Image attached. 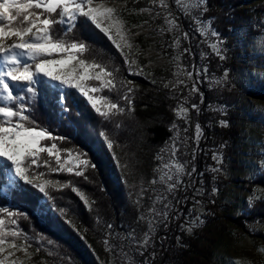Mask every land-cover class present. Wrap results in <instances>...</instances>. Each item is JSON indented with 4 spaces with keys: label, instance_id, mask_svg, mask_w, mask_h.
<instances>
[{
    "label": "snow or ice",
    "instance_id": "obj_1",
    "mask_svg": "<svg viewBox=\"0 0 264 264\" xmlns=\"http://www.w3.org/2000/svg\"><path fill=\"white\" fill-rule=\"evenodd\" d=\"M150 4L152 7H142L136 14L148 13L151 20L162 18L167 28L153 30L149 20L130 25L124 19V13L129 11L127 0H123L119 6L115 0H0V165L3 171L15 177H10L9 183L17 188L16 194L23 195L35 190L47 201H54L51 190L70 188L89 212L94 211L92 205L97 203L94 199L90 201L81 188L73 186L71 180L63 182L61 179L49 178L51 174L68 173L82 178L88 184H95V177L86 173L89 170L94 173L97 164L83 150H69L67 156L63 157L62 149L57 146L56 141H64L66 137L54 136L47 128L36 124L32 117V108L38 96L36 85H46L49 82L54 89L59 90L54 98L62 113L70 110L65 102L68 96L80 100L82 105L90 106L86 110L94 111L104 121H111L115 116L131 117L134 113L137 91L134 80L118 78L121 71L119 66L109 67L108 64L87 59L84 54L90 52L91 47L84 39L77 37L78 32L87 31L98 39L106 38L110 47L121 58V64L126 66L127 75L142 76L152 85H157L158 79L145 69L152 67L154 62L151 59L146 65L137 62V58L142 55L136 44L141 31L134 29L146 30L145 26L148 25L147 30L155 31V35L161 38L166 33H171L170 41L161 39L160 46L162 51L165 47L177 50L169 60L176 68L172 74L175 79L163 82L164 78L161 77L159 80L162 88L168 90L166 95L178 101L172 111L183 122V132L188 133L192 126L190 108L196 116L202 111L200 105L204 103V93L197 85L201 83L202 77L208 75L209 68H197L193 64L192 70L188 71L181 66L183 54L192 55L190 34L183 30L167 0H150ZM174 4L182 9L184 16L190 17L194 22L195 31L203 38L201 43L207 44L219 61H225L224 40L211 27V20L201 18L208 11L206 0H174ZM212 38H215L214 42ZM182 40L188 41L189 46L179 51ZM152 50L149 49V54ZM203 55L201 53V58ZM157 59H162L159 52ZM182 76L185 78L182 79ZM229 77V71L224 70L219 78L208 81L209 86L219 88L229 84ZM103 89L115 92L116 100L96 95ZM184 90L187 91L186 95H183ZM194 96H197L199 103H190ZM189 103L190 108L186 106ZM208 107L210 111L219 112L222 116L228 115L227 109L222 106L213 107L210 104ZM219 124L221 127L229 126L225 119H219ZM119 127L120 124H116V128ZM169 131L173 135L154 156L156 165L152 169L153 178L147 181V187L144 178H140L139 191L135 193L136 199L133 201L139 211L143 207L141 200L145 193L151 191L155 194L154 199L149 196L150 204L145 211H139L136 220V223L146 221V230L138 233L136 227H131L127 235L118 234L114 230V224L105 221L99 210H95V225L104 235V250L117 258L128 257V264H156L158 228L162 227L166 233L174 221L181 220L185 216V210L180 206L189 200L192 202V207L187 209L189 219L179 225L180 231L191 235L194 229L205 223L202 218L205 203L200 198L205 197L206 190L203 180L199 182L200 186L194 182V174L197 172L194 164L195 149L189 152V140L192 138L188 135L182 137L181 126L175 121L171 123ZM202 134L201 124L195 123L196 144H199ZM98 136L102 138L101 143L106 145L114 167L121 170L124 185L129 187L127 177L133 176L135 179V173L127 163H121L115 151L116 141L110 139L105 131H100ZM44 141L49 143L45 144ZM189 155L191 159L181 162V156ZM212 159L218 166L212 167L211 172L220 174L222 157L213 153ZM257 171L264 174V165ZM158 185L161 187H157ZM130 187L136 189L137 184L133 183ZM190 188L191 195H188ZM100 191H104L103 187ZM217 192L216 187L211 188L207 203H216ZM178 193L181 195L178 196ZM128 195L131 198L133 192L129 191ZM254 199V196H250L247 200L249 211L252 210ZM58 211L61 217L68 216L66 208H59ZM20 220L27 221L28 215L0 206V264H27L33 255L42 251L44 242L55 246L51 239L42 234L30 237L22 231L18 224ZM64 223L74 231H88L87 228L78 229L71 218L64 219ZM113 237H118L120 243L111 245L109 241ZM80 238L84 239V236L81 235ZM166 239L167 235L159 236L161 247ZM175 241L180 245L181 237L176 236ZM88 247L92 246L89 244ZM258 251L264 253V246L259 247ZM17 253H22L23 259ZM47 255L52 256L53 253L49 251ZM60 259L71 260L70 257L63 256ZM96 259L99 260V256Z\"/></svg>",
    "mask_w": 264,
    "mask_h": 264
},
{
    "label": "trees",
    "instance_id": "obj_2",
    "mask_svg": "<svg viewBox=\"0 0 264 264\" xmlns=\"http://www.w3.org/2000/svg\"><path fill=\"white\" fill-rule=\"evenodd\" d=\"M206 5L208 11L204 15L211 20L213 29L224 40L227 51L225 61H219V58L211 53L207 61L212 65L211 69L219 73L228 70L231 75H235L244 69L238 58L241 53L237 47L240 38L246 42L247 47L264 35V0H206ZM134 18V14L124 13V19ZM77 37L84 39L91 47V51L84 54L87 59L108 64L109 67L119 66L121 71L118 78L132 79L137 86L134 113L131 117L115 116L111 121H104L94 111L86 110V107L90 109V106L82 105L80 100L71 96L65 98L69 112L62 113L54 98L59 94V90L54 89L49 82H46V85H36L38 96L32 108V117L36 124L47 128L54 136L66 137L64 141H56L63 152L87 151L88 158L97 164L94 173L91 170L86 173L95 177V184H88L82 178L69 174H51L49 178L61 179L63 182L71 180L73 186L81 188L90 201L93 199L97 201L92 205L94 211L89 212L70 188L60 191L51 190L50 194L55 198L54 201H47L35 190L23 195L16 194L17 188L9 183L10 173L3 171L2 165H0V206L28 215L27 221L20 220L18 224L30 237L34 234H42L54 242L55 246L44 242L42 251L38 253L45 264H124L128 257L117 258L104 250V235L95 225V210H99L105 221L114 224V230L118 234L127 235L131 227H136L138 233L146 230V221L136 223V220L139 211H145L150 204L149 196H153L152 192L145 193L141 200L143 207L139 211L133 204L135 199L130 198L128 193L139 190L141 177L144 178L146 187L147 181L153 178L152 169L156 165L154 156L173 135L169 131L171 123L175 121L179 124V119L172 111L178 101L166 95L168 90L162 88L159 79L157 85H152L142 76H128L125 71L126 66L121 64V58L115 53V49L110 47V42H107L106 38L98 39L87 31L78 32ZM247 50L245 48V51ZM166 71L167 76L171 77V72ZM252 89L253 95L264 94V78L252 84ZM100 93L102 96L116 100L115 92L103 89ZM245 100L244 97L242 102L245 103ZM235 112L233 111L230 116V124L227 128H214L208 132L211 141L225 142L228 145L226 156L239 163L235 148L238 146L241 130L238 128L239 120H236L234 115L240 112ZM116 124H120V127L116 128ZM100 131H105L110 139L116 141L115 151L121 163H127L134 171L135 179L133 176L127 177L129 187L124 185L121 170L114 167L106 145L101 143L102 138L98 136ZM208 162L209 159L205 163L200 160L195 161L197 171L202 173L204 165ZM127 171L126 169L125 172ZM203 177L207 184H211L208 175ZM133 183L137 184L136 189L130 187ZM251 185L264 188V174L259 172ZM101 187L104 191H100ZM209 207L208 217L212 225H220L224 229L226 226H233L248 235H252L249 227L264 226V200L256 201L251 211L248 210L249 206L244 207L242 213L237 216L224 215L217 203ZM59 208H66L68 216L61 217ZM66 218H71L78 229L87 228L88 231H74L64 223ZM5 219L7 220V217ZM169 232L170 229L166 233L163 232L168 237L163 247L156 240L155 251L158 253L156 264H163L166 258L172 260L173 264H212L210 246L204 247L194 237L185 236L181 237L180 245H177ZM81 235L84 239L80 238ZM109 242L115 246L120 240L118 237H113ZM89 244L91 248L88 247ZM49 251L53 253L52 256L47 255ZM62 256L70 257L71 260H61ZM97 256L99 260L96 259Z\"/></svg>",
    "mask_w": 264,
    "mask_h": 264
},
{
    "label": "rangeland",
    "instance_id": "obj_3",
    "mask_svg": "<svg viewBox=\"0 0 264 264\" xmlns=\"http://www.w3.org/2000/svg\"><path fill=\"white\" fill-rule=\"evenodd\" d=\"M119 6L123 3V0H115ZM170 3L174 16L179 18V22L184 31H188L190 34L192 55L184 53L181 57L180 64L182 67L186 68L188 71L192 70V65L195 64L197 68L207 66L209 68V73L207 76L202 77L201 83L197 86L204 93V103L200 105L201 114L196 116L194 110L190 108L191 102L199 103L197 96L190 99V103L186 105L190 108V120L192 126L189 128L187 134L183 132V122L179 120L181 126V136L188 135L192 139L189 140V152L195 149V161L200 160L201 162H206L208 159L210 162L205 164L203 167V174L210 177L211 184H207L205 177L199 175L197 171L194 174L195 184L200 186V181L203 180V187L205 191V197L200 198L205 203L204 215L205 223L201 225L198 229H194L193 233L189 235L186 232H181L179 225L184 222V220L189 219L187 216V209L192 207V202L189 200L187 203L181 205L180 207L185 210V216L179 221H174L169 229V235L175 240L176 236L194 237L202 246H210L212 252V264H264V253L258 251L259 247L264 246V226L254 225L249 227L252 235H248L242 232L239 228L233 226H226L224 229L220 225H212L209 222V212L210 209L208 200V192H210L212 187H216L218 192L215 196L216 203L220 205V210L226 216H237L242 213L244 207H248L247 200L250 196H254L253 205L256 201L264 200V189L261 186L253 187L251 185L252 180L259 174L258 169L264 165V94L253 95L252 84L264 78V35L255 39L253 43L246 47V42L240 38L237 43V47L241 52L238 56L242 66L244 67L239 73L235 75L230 74V83L226 85H221L219 88H211L208 81L212 79L219 78L222 73L211 69V64L207 61L209 53H212L211 48L207 44L201 43L203 40L199 33L195 31L194 22L190 17H186L183 14L182 9L174 4V0H167ZM142 7H152L150 0H127V11L126 13L134 14L135 18L133 20L127 19V22L131 24L142 23L144 20L150 21L151 29L158 31L159 27L167 28L164 20L162 18L151 20L148 13H141L137 15L139 9ZM135 10V11H132ZM202 19L208 20L205 15L201 17ZM212 27V24H211ZM148 25L145 26L146 30L141 31V35L137 37L136 44L139 45L142 55L137 58V62L141 65L148 64V60L151 59L154 63L150 68H146V72H151L157 79L163 77V82L168 80H174L175 77L171 75L168 77L166 70H169L171 74L176 71L175 65L169 63V60L177 50L167 48L162 51L160 46V41H170L171 33H166L163 38L155 35V31L147 30ZM213 28V27H212ZM215 38H212L214 42ZM189 46L188 41L182 40L181 49L183 47ZM153 49L149 54V49ZM226 54L225 42L223 45ZM245 48L248 50L245 51ZM157 52L161 54L162 59H157ZM201 53H203V58H201ZM216 57V56H215ZM218 58V57H216ZM230 73V71H229ZM184 79L185 77H181ZM191 86V82H188ZM183 87L182 85L180 86ZM107 90V89H105ZM187 91L184 90L183 95H186ZM250 94V95H249ZM96 95H101L98 93ZM245 97V103L242 99ZM241 100V101H239ZM213 107H224L227 109L228 115L222 116L219 112L210 111L209 105ZM233 111H238L234 115L236 120H239L238 128L241 130V135L238 138V146L235 150L238 152L237 157L239 163H235L234 160L226 156V150L228 145L221 141H211V136L209 131L214 130V128H227L221 127L219 124V119H225L230 124V116ZM199 122L202 127V136L199 144H196L194 140L195 136V123ZM231 144H229L230 146ZM213 153L222 157V168L221 173L216 174L211 172L212 167H217V163L212 159ZM62 156L66 157L67 152L62 151ZM181 162L184 159H191V155L188 157H180ZM191 165H189V169ZM255 173V175H253ZM68 174V173H59ZM72 175V174H69ZM11 174L9 175V179ZM215 177V179H213ZM15 179V177H11ZM187 180V177H185ZM161 187V186H157ZM139 191V190H138ZM136 191V192H138ZM192 189H189L188 195H191ZM133 193L132 198L136 199L135 193ZM152 198H155V194L152 193ZM178 196L181 193L177 194ZM6 220V219H5ZM7 223V220H6ZM23 231V230H22ZM164 230L158 228L156 240L159 241V236L164 235ZM168 232V231H167ZM161 233V234H160ZM18 256L23 259L22 253H17ZM158 255V253H157ZM157 258V256H156ZM107 261V260H106ZM27 264H45L44 261L39 257V254H35L27 262ZM112 264V263H109ZM124 264H128V259ZM163 264H173L172 260L169 258L165 259Z\"/></svg>",
    "mask_w": 264,
    "mask_h": 264
}]
</instances>
